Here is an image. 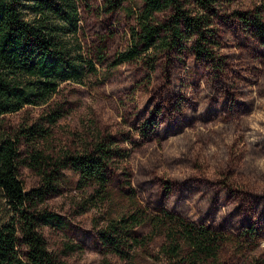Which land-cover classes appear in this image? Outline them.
<instances>
[{
	"label": "rangeland",
	"instance_id": "374dc122",
	"mask_svg": "<svg viewBox=\"0 0 264 264\" xmlns=\"http://www.w3.org/2000/svg\"><path fill=\"white\" fill-rule=\"evenodd\" d=\"M104 1L78 0L79 36L95 71L82 83L62 81L42 104L0 117L12 134L33 124L48 129L46 137L33 141L18 136L19 158L29 161L34 149L56 158L108 133L129 151L122 171L144 206H165L231 234L236 240L221 247V259L234 264L264 260V36L234 14L259 8L264 22V0H232L222 6L215 20L221 67L210 68L186 48L169 61L162 57L150 74L138 61L109 64L127 46L134 22L123 8L106 9ZM55 112L59 115L49 122ZM17 170L26 190L39 186V175L26 163ZM113 176L117 192L124 191V173L115 168ZM76 178L71 169H63L57 191L37 204L62 221L39 226L47 248L63 264H126L98 239V210L80 211L85 193L76 187ZM7 210L0 208V216ZM248 227L259 236L240 247L237 236ZM149 230L138 227L141 234ZM162 242L161 235L155 236L150 252L157 253ZM148 262L147 254L137 253L135 264Z\"/></svg>",
	"mask_w": 264,
	"mask_h": 264
},
{
	"label": "trees",
	"instance_id": "16d2710c",
	"mask_svg": "<svg viewBox=\"0 0 264 264\" xmlns=\"http://www.w3.org/2000/svg\"><path fill=\"white\" fill-rule=\"evenodd\" d=\"M125 0H105L106 9L123 8L133 18L127 46L109 61L111 66L138 61L152 73L162 59L180 56L188 48L196 60L210 68L222 66L220 34L215 20L232 0H142L125 6ZM260 9L234 11L257 36H264ZM78 0H0V117L25 105H39L54 94L62 81L82 83L95 71L81 43ZM100 52L98 60L104 59ZM59 112L49 114L54 122ZM154 121H150L153 126ZM41 125L20 127L15 134L0 124V264H63L47 248L41 224L60 225V216L38 208L49 193L57 191L62 170L76 175V187L85 193L81 210H98L97 237L106 250L126 264H135L137 253L149 256L147 264H234L220 258L221 247L235 241L215 229L165 206L149 209L137 197L130 176L123 170L129 151L110 134L98 135L80 151H64L52 158L34 149L29 161L19 158L18 136L33 141L46 137ZM26 163L39 175L40 184L26 190L17 167ZM124 173L126 189L117 192L114 169ZM119 196H118V195ZM149 227L147 234L138 227ZM248 227L240 234V247L259 233ZM163 242L157 253L149 245L155 236ZM249 264H264L256 257Z\"/></svg>",
	"mask_w": 264,
	"mask_h": 264
}]
</instances>
